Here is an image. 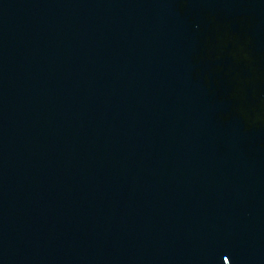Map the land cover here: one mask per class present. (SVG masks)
<instances>
[{
	"label": "water",
	"instance_id": "95a60500",
	"mask_svg": "<svg viewBox=\"0 0 264 264\" xmlns=\"http://www.w3.org/2000/svg\"><path fill=\"white\" fill-rule=\"evenodd\" d=\"M218 33L264 67V0H0V264H264Z\"/></svg>",
	"mask_w": 264,
	"mask_h": 264
},
{
	"label": "flooded vegetation",
	"instance_id": "af4514ba",
	"mask_svg": "<svg viewBox=\"0 0 264 264\" xmlns=\"http://www.w3.org/2000/svg\"><path fill=\"white\" fill-rule=\"evenodd\" d=\"M216 38L218 44L230 46L227 73L238 75L231 80V83L235 82L231 94L240 96L241 106L257 115L260 124L264 125V67L261 59L258 54H252L245 39L230 33H218Z\"/></svg>",
	"mask_w": 264,
	"mask_h": 264
}]
</instances>
